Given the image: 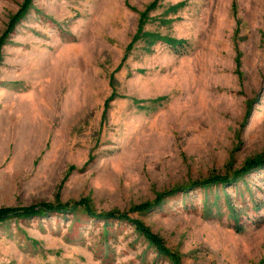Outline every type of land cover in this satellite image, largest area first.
I'll list each match as a JSON object with an SVG mask.
<instances>
[{
    "label": "rangeland",
    "instance_id": "obj_1",
    "mask_svg": "<svg viewBox=\"0 0 264 264\" xmlns=\"http://www.w3.org/2000/svg\"><path fill=\"white\" fill-rule=\"evenodd\" d=\"M24 3L0 0V209L67 208L0 221V264H264V168L235 175L264 156V0Z\"/></svg>",
    "mask_w": 264,
    "mask_h": 264
},
{
    "label": "trees",
    "instance_id": "obj_2",
    "mask_svg": "<svg viewBox=\"0 0 264 264\" xmlns=\"http://www.w3.org/2000/svg\"><path fill=\"white\" fill-rule=\"evenodd\" d=\"M31 2H32V0H25V3H24L23 8H22L23 10L21 12H19L18 15L15 17L16 21L19 20L24 14L27 13L28 7H29V5H31ZM13 25H12V27H13ZM175 44L181 45L180 42H177ZM259 168H264V156H258L257 158L250 159L247 162L246 166L242 170H239L235 175H240V174H243L245 172L249 173V172H252V171L259 169ZM228 180L229 179L227 177H212L210 179H206L204 181H201V183H203V184H209L211 182L219 183L220 181H221V183H226ZM232 181H234V180H232ZM170 193H172V192H170ZM172 195H174V194H172ZM54 208L57 209V211H60V210L62 211V210H66L67 206L66 205H59L57 207H53L51 205L50 206L43 205L39 208H36L35 206H33V207L27 208V209L2 208V209H0V221H5V220H7L9 218H13V217H18V218L32 217L34 215L44 213V211H52ZM149 208L150 207L147 208L146 204L142 205V206H137L134 208V212H138V213L142 214L145 211H147V209H149ZM85 209L88 210L86 207H85ZM88 211L91 212L90 210H88ZM117 217H119L120 219H126V218L129 219L131 221V223L135 226V228L139 232H141L144 236H146L148 238L150 243L155 245V247L159 248L161 251H164L165 248L163 247L164 244L162 243L161 239L158 238L157 236H154L142 224V222L139 220V218H128V217L123 218V216H117Z\"/></svg>",
    "mask_w": 264,
    "mask_h": 264
}]
</instances>
